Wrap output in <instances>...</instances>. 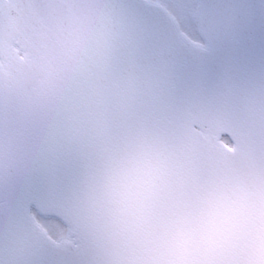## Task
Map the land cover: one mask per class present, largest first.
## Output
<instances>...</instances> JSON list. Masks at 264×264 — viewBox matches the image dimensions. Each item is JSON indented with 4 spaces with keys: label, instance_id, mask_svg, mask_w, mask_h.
Returning a JSON list of instances; mask_svg holds the SVG:
<instances>
[{
    "label": "snow or ice",
    "instance_id": "obj_1",
    "mask_svg": "<svg viewBox=\"0 0 264 264\" xmlns=\"http://www.w3.org/2000/svg\"><path fill=\"white\" fill-rule=\"evenodd\" d=\"M0 264H264V0H0Z\"/></svg>",
    "mask_w": 264,
    "mask_h": 264
}]
</instances>
